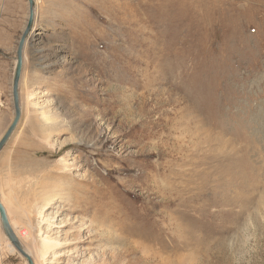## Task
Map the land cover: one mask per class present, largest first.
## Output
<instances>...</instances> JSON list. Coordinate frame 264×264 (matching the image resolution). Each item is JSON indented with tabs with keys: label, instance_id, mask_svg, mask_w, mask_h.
Segmentation results:
<instances>
[{
	"label": "rangeland",
	"instance_id": "374dc122",
	"mask_svg": "<svg viewBox=\"0 0 264 264\" xmlns=\"http://www.w3.org/2000/svg\"><path fill=\"white\" fill-rule=\"evenodd\" d=\"M36 2L0 153L35 264H264V0ZM28 7L0 0V139Z\"/></svg>",
	"mask_w": 264,
	"mask_h": 264
},
{
	"label": "water",
	"instance_id": "95a60500",
	"mask_svg": "<svg viewBox=\"0 0 264 264\" xmlns=\"http://www.w3.org/2000/svg\"><path fill=\"white\" fill-rule=\"evenodd\" d=\"M29 6V14L26 26L22 35L20 37L17 51H16V65L13 75V83H12V96H13V106H14V117L9 127L3 134L0 139V153L8 144L9 140L15 133L21 118H22V106L20 99V82L22 77V71L24 66V57H25V48L30 38L32 32L34 31V27L36 24L37 12H36V1L35 0H27ZM0 220L2 224V229L5 235L8 237L12 245L17 249L20 255L27 261L28 264H35L32 256L28 254V252L23 248L21 241L13 230L6 209L3 203L0 200Z\"/></svg>",
	"mask_w": 264,
	"mask_h": 264
},
{
	"label": "bare ground",
	"instance_id": "6f19581e",
	"mask_svg": "<svg viewBox=\"0 0 264 264\" xmlns=\"http://www.w3.org/2000/svg\"><path fill=\"white\" fill-rule=\"evenodd\" d=\"M36 1V0H35ZM37 3L38 2H36V8H37ZM37 11V10H36ZM12 189V188H11ZM12 191V190H11ZM14 194V193H13ZM11 195H12V193H11ZM14 195H16V194H14ZM17 196V195H16ZM19 196V195H18ZM13 198V197H12ZM19 198V197H18ZM13 202V201H12ZM16 202V201H15ZM22 202V201H21ZM26 202V201H25ZM20 203V202H19ZM48 205V204H47ZM15 206V205H14ZM20 207V206H19ZM30 207V206H29ZM45 208H49V205L48 206H46L45 205ZM5 209H6V207H5ZM16 209V208H15ZM18 209V208H17ZM21 209V208H20ZM6 212H7V215H8V219H9V222H10V224H11V226H12V223H11V220H10V217H9V213H8V210L6 209ZM15 215V217L17 218V220L19 221V223H21L22 225H23V227L25 228V229H27L28 230V232H29V235L32 237V235H33V233H34V227H32V224H31V222L22 214V213H15L14 214ZM0 228H2V224H1V220H0ZM13 228V227H12ZM14 230V229H13ZM36 232V231H35ZM16 233V232H15ZM18 233V232H17ZM17 233H16V235H17ZM4 235H5V233H4ZM19 235V234H18ZM17 235V236H18ZM6 236V235H5ZM6 238H7V240L10 242V240L8 239V237L6 236ZM19 238V237H18ZM20 240V239H19ZM22 243V242H21ZM56 244H57V242L56 241H52L50 238H48V237H45V238H43V244H42V246H43V251H42V257H43V259H44V257L47 255V253H48V250H49V248H51V247H53V246H56ZM22 246H23V248L26 250V248L24 247V245H23V243H22ZM12 249L14 250V251H16L17 249H15L13 246H12ZM27 252H28V254H32V253H30V251L29 250H26ZM19 253V252H18ZM20 254V253H19ZM32 256V255H31ZM41 257V258H42ZM33 258V257H32ZM34 260V259H33Z\"/></svg>",
	"mask_w": 264,
	"mask_h": 264
},
{
	"label": "crops",
	"instance_id": "0c3cea01",
	"mask_svg": "<svg viewBox=\"0 0 264 264\" xmlns=\"http://www.w3.org/2000/svg\"><path fill=\"white\" fill-rule=\"evenodd\" d=\"M29 8V7H28ZM28 19V18H27ZM27 23V22H26Z\"/></svg>",
	"mask_w": 264,
	"mask_h": 264
}]
</instances>
